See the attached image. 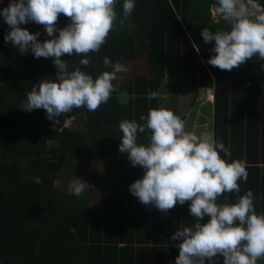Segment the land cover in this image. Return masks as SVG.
<instances>
[{"label":"trees","instance_id":"16d2710c","mask_svg":"<svg viewBox=\"0 0 264 264\" xmlns=\"http://www.w3.org/2000/svg\"><path fill=\"white\" fill-rule=\"evenodd\" d=\"M191 2L135 0L134 30L127 19L122 26L117 23L99 52L62 56L70 70L81 67L94 79L111 70L103 64L104 57L114 63L146 53L153 71L151 79L135 80L127 101L115 92L100 113L74 108L77 117L66 114L72 119L66 127L53 125L42 108L28 112L20 107L35 84L55 81L58 69L54 58H35L31 51L21 54L5 42L11 29L0 16V264H175L179 249L174 245L181 241H172L171 236L194 223L190 201L167 213L140 203L129 191L143 177L138 167L107 158L106 147L98 160L93 142L97 118L106 112L105 116H129L140 122L139 117L149 112L147 106L142 112L141 105H146L150 91L157 92L165 73L185 75L195 89H214L213 137L230 150V157L221 153L224 159L244 162L248 179L240 181V195L251 190L256 212L264 213V61L254 57L232 71L207 64L215 55L211 51L215 42L205 43L201 36L205 27L189 20ZM116 11L119 20L120 0ZM69 22L60 15L57 27ZM20 27L39 32L29 23ZM52 38L38 36L40 42ZM82 58H90L91 64L81 66ZM149 102L150 109H157L156 98ZM78 113L88 119L87 134L76 122ZM138 135L148 140L150 133ZM83 159L91 165L101 161L105 169L104 194L95 209L87 206V191L79 198L67 191L73 178L92 176L73 168ZM35 177L42 183H36ZM225 195L228 200L220 197L218 203L237 199L236 194ZM217 264H223L222 256Z\"/></svg>","mask_w":264,"mask_h":264},{"label":"clouds","instance_id":"9594fccd","mask_svg":"<svg viewBox=\"0 0 264 264\" xmlns=\"http://www.w3.org/2000/svg\"><path fill=\"white\" fill-rule=\"evenodd\" d=\"M117 0H11L0 9V16L11 29L4 36L21 54L29 51L35 58H54L58 69L55 81L42 80L26 94L20 107L28 112L46 110L47 119L54 125L56 119L72 112L74 108H86L95 112L106 104L118 85V73L127 68L117 60L114 64L104 57L103 64L111 68L95 79L81 67L69 69L62 56L88 57L99 52L107 42L109 33L117 23L123 25L135 8V0H123L122 16L118 20ZM210 13L218 21L225 22L228 30L211 31L205 27L201 36L205 43L214 41L211 49L215 55L206 63L220 70L232 71L256 57L264 61V4L259 0H216L210 5ZM63 15L69 23L62 29L57 22ZM34 22L43 25L48 37L38 40L20 25ZM58 36L54 37V33ZM79 64L87 67L90 58H82ZM264 67V65H261ZM158 93L150 91L147 98L155 99ZM139 121L124 119L119 123L122 132L119 151L128 154L133 167L140 166L144 175L129 186L131 194L144 205H153L167 213L177 204L190 201L189 215L194 223L177 229L171 236L179 253L175 264H258L264 261V213L255 210V196L251 190L240 195L243 180L248 172L243 161L229 162L225 144L212 134L198 135L186 129V122L173 111L150 109ZM68 124L65 119L63 126ZM55 128V127H54ZM150 133L148 144H138V134ZM42 183L40 177L34 178ZM92 185L82 178H73L68 194L82 197ZM225 194H236L234 203H218ZM207 217L206 223H201Z\"/></svg>","mask_w":264,"mask_h":264},{"label":"crops","instance_id":"0c3cea01","mask_svg":"<svg viewBox=\"0 0 264 264\" xmlns=\"http://www.w3.org/2000/svg\"><path fill=\"white\" fill-rule=\"evenodd\" d=\"M170 1V0H168ZM123 0H120V5L122 7ZM189 18V17H188ZM214 24L218 25L221 23L223 26L228 27V25L223 21H218L217 18H213ZM200 25L199 23H197ZM128 25L131 27V30H134L136 28L135 23L133 22V19L131 16L128 18ZM47 38V37H46ZM147 42V41H146ZM143 59L145 63H143ZM115 63V62H114ZM113 63V64H114ZM123 64L126 68V72L118 73V79L113 81L114 85H118V91L116 92L118 95V98L123 99L124 101H127L129 99V93L131 87L134 85V82L137 78H146L151 79L153 77V71L151 68V64L149 62V59L146 55V53L140 54L134 59H130V61H122L120 62ZM19 65L16 67V69H19ZM111 69V68H110ZM111 71V70H110ZM204 89H195L190 81L187 79V77L183 74H169L165 73L164 78L160 84V86L157 89V109L158 108H165L168 110L173 111L177 116H179L181 119H183L186 122V129L189 131H193L198 135H201L203 131H211V134L213 136V129H212V117H213V103L204 101ZM115 93V92H114ZM183 98V108L180 105V99ZM148 99V98H147ZM147 106V111L150 110V102L149 99L146 101V105H141L142 112L145 111ZM135 108V107H134ZM104 106H100L98 110H96L97 113H100L103 111ZM130 109V108H128ZM195 109L193 119L191 120L190 126L187 125V123L190 120L191 113ZM107 113V112H106ZM105 113V114H106ZM71 114H74L76 116L77 113L71 112ZM102 115V117L99 119L97 118V124L95 125V132H96V138L93 140L96 147V155L97 158L100 155V150H104V147H106V153L107 158L117 160V163L126 165L128 168L133 167L131 165V162L128 163V154L127 153H121L119 151V145L122 142L121 136L122 132L119 130V123L124 120H130V117L125 118L120 115L113 116V115ZM80 121L78 125L80 124L81 127H79L83 132L86 134L89 133L87 130V121L88 119L85 118V116L79 114ZM202 123H198V120L200 117H203ZM77 117V116H76ZM69 120L72 119L68 118ZM85 141H87L85 139ZM138 144H148V140L141 139L138 135ZM120 161V162H118ZM73 168H78V170L84 168V159L81 161H77L74 163ZM138 167L139 171L142 173L141 175H144V169H142L140 166ZM75 172V171H74ZM139 173V172H138ZM140 174V173H139ZM83 180L89 181L86 177L82 178ZM102 185V184H100ZM101 189L104 191L105 187L103 185V188H91L90 190H87V197L89 198L92 196V190ZM95 193V192H94ZM96 194V193H95Z\"/></svg>","mask_w":264,"mask_h":264},{"label":"rangeland","instance_id":"374dc122","mask_svg":"<svg viewBox=\"0 0 264 264\" xmlns=\"http://www.w3.org/2000/svg\"><path fill=\"white\" fill-rule=\"evenodd\" d=\"M211 4H212L211 0H192L190 12H189V20L193 23H200V25H202L204 27H208L210 30H213V31L228 30V27L223 26L221 23H219L218 25L214 24L213 17L211 16V13H210V5ZM143 63H145L144 59H143ZM19 68H21L20 65H19ZM263 70H264V67H263ZM210 89H212L214 92L213 88H210ZM203 92L205 93V90H203ZM179 103L183 108V103H184L183 98L180 99ZM194 112H195V109L191 113L190 120L187 123L188 126H190V124L192 122L191 120L194 118L193 117ZM203 118H204V116L200 117V119L198 120V123H202ZM69 124L71 125V120H69V123L67 125H69ZM85 155H88V153H86ZM95 157L97 158V155H95ZM86 158H87V156H86ZM98 160L95 161L94 164H92V165L89 163L88 159L84 160V168L83 169L85 171L89 172L90 174H92V176L89 178L88 182L86 179L84 181L89 183L90 185H92V189L93 188H99V187L101 188V186L103 188L102 176H103V172L105 169H104V166L101 163V161H98ZM128 163H130L129 160H128ZM84 172H82L81 174H83ZM100 184H102V185H100ZM103 194H104V191H102L101 189L92 190V196H90L88 198V205L87 206H89V208H92V209L97 208L98 207L97 203L99 200L102 199Z\"/></svg>","mask_w":264,"mask_h":264},{"label":"built area","instance_id":"2783aa9c","mask_svg":"<svg viewBox=\"0 0 264 264\" xmlns=\"http://www.w3.org/2000/svg\"><path fill=\"white\" fill-rule=\"evenodd\" d=\"M10 2H11V0H0V8L1 7H7ZM259 2L264 4V0H259ZM29 24H31L32 27L38 28V30L40 32V35L42 37H44V38L47 37L46 30H45L43 25H38V24H35L34 22H29ZM204 90H205L204 101L212 103L214 101V92H213V90L210 89V88H205ZM56 119L60 120V124H58L57 126L62 127L63 123H64L65 119H67V117H66V115H62V116H60V117H58ZM52 124L54 125L53 121H52Z\"/></svg>","mask_w":264,"mask_h":264},{"label":"water","instance_id":"95a60500","mask_svg":"<svg viewBox=\"0 0 264 264\" xmlns=\"http://www.w3.org/2000/svg\"><path fill=\"white\" fill-rule=\"evenodd\" d=\"M203 134H211V131H203V133L201 135H203Z\"/></svg>","mask_w":264,"mask_h":264}]
</instances>
